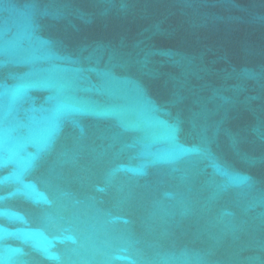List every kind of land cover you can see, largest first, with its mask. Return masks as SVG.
<instances>
[{"label":"water","instance_id":"1","mask_svg":"<svg viewBox=\"0 0 264 264\" xmlns=\"http://www.w3.org/2000/svg\"><path fill=\"white\" fill-rule=\"evenodd\" d=\"M0 264H264V0H0Z\"/></svg>","mask_w":264,"mask_h":264}]
</instances>
